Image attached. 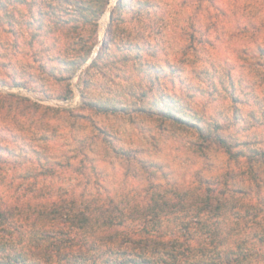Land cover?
<instances>
[{
    "label": "rangeland",
    "instance_id": "obj_1",
    "mask_svg": "<svg viewBox=\"0 0 264 264\" xmlns=\"http://www.w3.org/2000/svg\"><path fill=\"white\" fill-rule=\"evenodd\" d=\"M98 5L0 0V196L25 188V151L69 158L53 188L73 187L85 158L88 188L120 202L141 194L147 167L159 182L234 184L247 206L237 227L258 237L264 0H125L113 15L110 0L93 23ZM249 249L244 264H264V244Z\"/></svg>",
    "mask_w": 264,
    "mask_h": 264
},
{
    "label": "trees",
    "instance_id": "obj_2",
    "mask_svg": "<svg viewBox=\"0 0 264 264\" xmlns=\"http://www.w3.org/2000/svg\"><path fill=\"white\" fill-rule=\"evenodd\" d=\"M109 2L90 11L93 23ZM124 4L118 0L112 15ZM23 157L25 188L0 196V264H244L255 255L249 246L264 244L263 229L248 238L237 227L247 206L243 191L225 180L159 182L144 167L149 180L141 194L120 202L102 187L88 188L85 158L72 168L75 184L67 189L49 183L69 171V158L46 159L37 150Z\"/></svg>",
    "mask_w": 264,
    "mask_h": 264
},
{
    "label": "bare ground",
    "instance_id": "obj_3",
    "mask_svg": "<svg viewBox=\"0 0 264 264\" xmlns=\"http://www.w3.org/2000/svg\"><path fill=\"white\" fill-rule=\"evenodd\" d=\"M112 1H113V3H116L118 0H112ZM106 16H107V12H106ZM106 16H105V18H106ZM105 18H104V19H105ZM104 22H105V21L103 20V22H102V26H104V24H105ZM100 45H101V44H100ZM99 47H100V46H98V47L96 48L95 54H96L97 51L99 50Z\"/></svg>",
    "mask_w": 264,
    "mask_h": 264
}]
</instances>
